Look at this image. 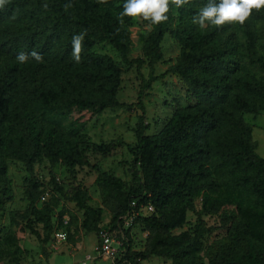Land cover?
Here are the masks:
<instances>
[{
    "label": "trees",
    "instance_id": "16d2710c",
    "mask_svg": "<svg viewBox=\"0 0 264 264\" xmlns=\"http://www.w3.org/2000/svg\"><path fill=\"white\" fill-rule=\"evenodd\" d=\"M125 2L7 0L0 8V207L11 197L6 160H19L29 174L24 187L28 205L22 216L30 228L31 223L41 224L42 233L35 234L43 245L51 242L57 201L36 204L43 191L34 165L46 158L72 170L86 162L87 152L105 153L114 147L113 142H87L85 121L72 112L137 108L136 141L130 150L141 185L126 191L121 214L132 200L136 210L151 205L149 215L139 214L134 220L158 237L149 250L126 255L121 249L116 262L140 264L158 255L171 259V264H202L193 254L211 227L198 217L190 233H171L185 223L188 207L200 197L201 213L219 215L221 225L241 244L240 250L221 254L212 264H264V157L255 151L251 125L243 117L264 111V6L253 9L242 25L206 23L200 28L192 21L209 0H189L179 8L170 4L166 21L143 20L151 29L142 56L129 59L127 44L136 19L121 16ZM168 32L179 44V54L157 75L154 66L163 58L161 44ZM78 34L84 35L79 62L72 43ZM101 42L119 53L121 63L94 50ZM33 51L40 61L31 55L24 63L17 60L19 53ZM144 58L147 77L141 72ZM123 65L134 66L140 77L132 103L117 100ZM168 73L184 82L192 102L175 109L156 133L146 134L145 91ZM98 179L103 185L125 187L107 173ZM52 182L55 191L82 211L81 226L99 235L102 209L88 204L87 192L76 187L68 195ZM66 214L69 223L75 221L67 209L58 212L59 220ZM121 214L113 220L121 222Z\"/></svg>",
    "mask_w": 264,
    "mask_h": 264
},
{
    "label": "rangeland",
    "instance_id": "374dc122",
    "mask_svg": "<svg viewBox=\"0 0 264 264\" xmlns=\"http://www.w3.org/2000/svg\"><path fill=\"white\" fill-rule=\"evenodd\" d=\"M150 29L151 27L144 23L143 19H136L134 25L130 27L131 33L127 44L129 59L142 56L143 42ZM161 49L163 58L154 66L157 75L165 72L175 62L180 46L168 32L162 40ZM94 50L107 54L114 61L121 63L119 53L106 42L95 45ZM122 69L117 100L124 103L135 102L140 77L134 66L123 65ZM141 72L144 77L148 76L149 68L146 58H144ZM191 102L187 86L177 75L168 73L163 78L153 81L151 88L145 91L143 97L148 125L146 134L156 133L175 109ZM139 113L137 108L129 110L124 107L107 108L98 114L90 111H74L72 112L74 118L85 121L83 134L87 142L96 144L113 142L114 147L105 153L87 152L86 162L75 166L72 170L61 162L50 164L46 158H41L34 165V177L41 183L43 191L36 204L41 206L43 203L56 200L57 207L52 216L54 228H65L68 232L66 243L58 251L52 249L50 240L43 245L35 234V232L42 233L41 224L34 222L31 223V228L27 226V219L22 215L28 205L24 196V187L29 174L21 161L6 160V177L11 197L0 207V264H81L82 262L84 264H125L96 257L95 246L99 242L98 235L86 231L81 226L82 211L75 206L74 202L55 191L52 181L61 186L68 195H71L76 187L85 190L89 197L88 204L102 209L100 229L112 231L117 228V219L113 220V217L116 213L119 215L122 213L127 202L126 191L128 189L134 191L141 185L140 175L134 173L132 168L133 156L130 150L136 141L134 131ZM243 117L251 125V136L256 145L255 151L264 157V111L256 114L245 113ZM102 173L120 179L125 187L119 189L103 185L98 179ZM42 196L45 200L41 199ZM201 205V198L196 197L186 211L185 223L173 229L171 233L174 235L182 232L190 233V227H193L196 219L201 217L211 230L202 238L201 249L193 254V258L202 264H212L217 256L240 250L241 244L228 232L227 228L221 225L219 215L202 214ZM61 209H67L75 214V221L69 223L67 214L59 220L58 212ZM141 214L147 216L150 213L141 211ZM121 235L122 251L126 255L132 251L149 250L158 237L139 219L134 220L128 229L123 228ZM140 264H171V259L152 255L141 260Z\"/></svg>",
    "mask_w": 264,
    "mask_h": 264
},
{
    "label": "clouds",
    "instance_id": "9594fccd",
    "mask_svg": "<svg viewBox=\"0 0 264 264\" xmlns=\"http://www.w3.org/2000/svg\"><path fill=\"white\" fill-rule=\"evenodd\" d=\"M100 3H107V0H99ZM189 0H126L123 5L121 16H127L133 19H143L150 21L151 24H160L168 19L167 13L170 4H174L177 8L187 4ZM7 0H0V8H3ZM264 6V0H209L203 8H201L198 16L193 18V23L200 28H204L206 23L220 27L225 23L244 24L250 17L252 10H260ZM47 7V5H44ZM65 7H68L67 5ZM83 34L73 37V57L79 62L80 53L82 51ZM31 55L37 61L42 57L39 53L33 51L30 54L19 53L17 60L21 63L27 61Z\"/></svg>",
    "mask_w": 264,
    "mask_h": 264
},
{
    "label": "built area",
    "instance_id": "2783aa9c",
    "mask_svg": "<svg viewBox=\"0 0 264 264\" xmlns=\"http://www.w3.org/2000/svg\"><path fill=\"white\" fill-rule=\"evenodd\" d=\"M42 200H45V197H41ZM136 201L132 200L130 202V209L123 215L121 218L122 222L117 223V228L112 231L102 229L99 232V242L95 246V251L98 256L111 259L112 261H117L120 257V252L122 249V229L128 228L132 225L133 220L136 216L141 214V211H146L150 213L153 211V207L149 204L140 205L139 209H135ZM67 231L63 228H57L53 232L52 240L50 242L52 249L60 250L62 244L67 241ZM125 264H130L124 262ZM81 264H84L82 262Z\"/></svg>",
    "mask_w": 264,
    "mask_h": 264
},
{
    "label": "crops",
    "instance_id": "0c3cea01",
    "mask_svg": "<svg viewBox=\"0 0 264 264\" xmlns=\"http://www.w3.org/2000/svg\"><path fill=\"white\" fill-rule=\"evenodd\" d=\"M65 243H66V242H65ZM65 243H64V244H65ZM64 244H62V245H64ZM96 257H100V256L96 255ZM101 258H105V257H101ZM105 259H107V258H105Z\"/></svg>",
    "mask_w": 264,
    "mask_h": 264
}]
</instances>
